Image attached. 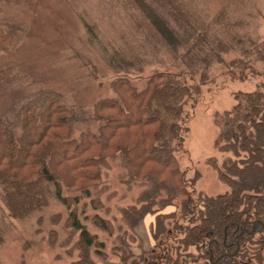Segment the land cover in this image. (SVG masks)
Segmentation results:
<instances>
[{
	"label": "rangeland",
	"instance_id": "374dc122",
	"mask_svg": "<svg viewBox=\"0 0 264 264\" xmlns=\"http://www.w3.org/2000/svg\"><path fill=\"white\" fill-rule=\"evenodd\" d=\"M149 7L173 28L174 43L145 15ZM159 71L198 86L182 99L180 115L161 110L178 177L143 160L153 141L146 133L158 124L118 130L111 140L112 148L122 147L116 157L114 149L99 147L106 143L107 117L115 113L99 104L126 102L123 87L142 91ZM262 82L264 0H0V137L8 129L21 140L31 134L30 141L41 113L53 111L63 127L47 138L51 167L69 202L48 192L39 210L13 217L7 201L19 199L16 184L38 176L29 168L13 170L0 152V264H86L80 232L69 220L72 211L104 244L86 252L97 264H207L196 245L183 239L199 223L200 197H217L229 187L215 167L229 155L216 145L225 112L237 103L235 94L254 91ZM27 118H34L29 133ZM174 129L180 140H173ZM74 147L80 148L72 154L77 157L67 160L62 149L70 154ZM98 155L107 156L96 168L102 181L76 179L72 168L81 165L80 158ZM153 177L167 184L163 199L174 196L169 186L176 195L186 187L193 210L183 209L185 196L179 194L172 204L158 201L145 213ZM82 186L91 190L88 197ZM100 219L109 222L108 229Z\"/></svg>",
	"mask_w": 264,
	"mask_h": 264
},
{
	"label": "trees",
	"instance_id": "16d2710c",
	"mask_svg": "<svg viewBox=\"0 0 264 264\" xmlns=\"http://www.w3.org/2000/svg\"><path fill=\"white\" fill-rule=\"evenodd\" d=\"M149 9L150 11H146L145 15L149 17L157 32L162 34L165 40L168 39L174 43L176 37L173 34V28L154 9L151 7ZM173 75L163 71L154 73L149 79L150 87L142 91H135L130 86L123 87L128 96L126 102L102 101L99 106L112 109L115 113L114 116L107 117L104 125L106 133L103 138L106 143H100L99 147L112 148L111 140L120 129L137 126L150 128L158 124V127L146 133V137L153 141L146 148V157L143 160L159 164L160 172L169 168L175 177L182 176L174 167L178 163L174 155L175 146L170 145L171 142L164 138L167 119L161 115V110H166L168 113L176 110L180 115V109L184 104L182 99L192 97L198 90V86L184 84ZM177 77L180 76L177 75ZM235 95L237 103L231 110L225 112L224 126L220 127V134L216 141L219 150L229 154L222 162V166H217L215 163L219 176L229 187L225 193L217 197H200L204 209L200 211L199 223L188 227L186 238L183 239L187 245L192 242L196 245L199 256L205 257L207 264H254V260L264 261V82L254 91L240 92ZM48 110L50 109L46 108L41 113L42 124L39 125L38 131L30 141L31 134H26V137L21 140L16 132L8 129L6 138L3 140L0 137V152L4 153L2 157L8 161L10 167L22 172L25 168H29L38 176L32 181L22 180L23 187L16 184L19 199L7 201L13 217H27L39 210L41 205L46 203L48 192L53 193L58 200L69 206L68 198L63 193V184L52 171L50 159L53 157V152L47 143V138L63 125L54 120L53 111ZM33 120L34 118L24 120V126H27L26 133L33 129L29 125V122ZM216 121L219 123V117ZM179 126V122L173 123V127ZM172 135L173 140L182 138L175 129ZM74 148L77 150L70 154L69 149H62L67 160L77 157L72 154L78 153L80 148ZM87 148L93 149L91 146ZM57 149L60 150V148ZM112 149L114 153L116 152L115 155L113 154L114 157L122 151L119 145ZM106 159V155L82 156L81 165L72 168L76 174L75 178L102 181V171L96 168L102 167V162ZM130 174L133 175L132 172ZM146 178H152V176H146ZM153 181L155 185L152 188L153 196L149 197L150 201L144 202L142 207L145 213L153 210L150 205L158 201H162L161 204L164 205L172 204L179 194L185 196L181 201L183 209L185 211L192 209L193 197L186 187L181 186L176 195L175 190L169 186L175 197L163 199L161 193L167 188V184L156 181L154 177ZM51 185L54 186V192ZM5 191L8 197L10 193L8 190ZM81 192L83 197H88L91 190L82 186ZM69 220H72L73 229L80 232V243L83 249L81 262L97 264L86 252L94 245L102 247L104 244L96 242V236L90 233L76 212L72 211ZM98 223L105 229L110 226L104 219H100ZM159 223L162 224L161 221H158ZM248 242L251 245H247Z\"/></svg>",
	"mask_w": 264,
	"mask_h": 264
}]
</instances>
